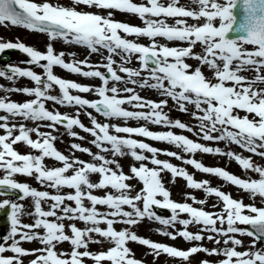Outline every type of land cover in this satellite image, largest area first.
<instances>
[{
  "label": "snow or ice",
  "instance_id": "6c2138e0",
  "mask_svg": "<svg viewBox=\"0 0 264 264\" xmlns=\"http://www.w3.org/2000/svg\"><path fill=\"white\" fill-rule=\"evenodd\" d=\"M72 4L95 8L107 15L36 0H0V26L22 27L46 34L50 41L62 40L65 44L83 46L90 53L101 50L107 53L106 62L93 65L87 58L66 61V53H57L51 42L42 53L23 42L0 38V54L18 50L29 58L22 63L36 66L43 73L38 74L32 67L13 65L0 69V78L9 82L27 79L34 84V87L8 88L0 85L2 93H20L32 98L17 102L7 94L0 96V113H3L0 114V130L4 133L0 134V172L4 173L0 178V197L19 194V201L29 198L32 201L28 211L14 199L0 201V210H10V230L0 236V264H25L29 256L34 257L29 264H86L87 261L144 264L143 260L135 258L128 246L130 242L145 246L154 259L166 255L182 264H191V258L201 253L221 257L217 264H264V249L255 250L257 242L264 243V206L246 205L230 193L211 186L209 180L197 181L185 168L158 158L160 155L172 157L199 173L237 187L252 200L257 197L264 200V166L256 164L251 157L207 146L173 131L179 129L203 141L227 142L264 158V0H187L186 3L182 0H145L143 3L72 0ZM114 12L136 16L144 26L116 21ZM125 37H143L149 43L145 45ZM158 38L174 42L175 46L161 43ZM197 46L201 47L200 53L195 52ZM68 55L75 57V53ZM115 57H119V64ZM134 58L138 69L127 66ZM189 59L197 61L198 65L193 67L187 62ZM55 67L100 83L83 85L60 78L54 74ZM204 67L211 72V77L205 75ZM145 72L147 76L142 75ZM249 72L252 77L245 75ZM54 86L59 95L50 94ZM137 87L156 90L167 99H146L136 91ZM81 94L93 95L96 99L90 100ZM169 99L178 111L189 114L199 123L189 126L170 118L165 111ZM48 102L74 107L76 112L68 115L50 110L46 106ZM189 106L194 111L190 112ZM81 112L87 116L91 127L82 122ZM93 112L105 120L143 121L145 125L101 123ZM17 118L34 122L35 126L17 125L14 122ZM149 124L169 130L152 131L146 126ZM58 126L74 139H85L73 130L75 128L89 134L93 138L90 143L98 151L72 143L73 154L66 156L55 147L58 137L52 133L58 131ZM42 128L51 131H42ZM133 137L172 145L184 155L153 147ZM20 144L39 154H21L15 147ZM75 152L86 154L92 162L75 157ZM108 153L112 158L105 155ZM198 153L227 157L259 178L244 179L225 168L206 166L195 159ZM128 155L140 162L138 167H130L131 175L125 174L115 159ZM46 158L61 166L47 167ZM164 172L171 174L172 183L181 178L188 189L217 198L219 203H213L212 208L219 210L195 207L206 205L208 200L197 199L190 193L185 194V200L192 203L174 201L163 182ZM93 174L98 176V181L90 179ZM18 175L33 178L54 193L18 182ZM133 179L142 185L135 195L131 194L134 187L129 183ZM65 189L71 191L64 192ZM97 190L104 191V195L94 194ZM43 204H48L47 210ZM154 208L169 210L171 215L162 217ZM25 215L32 218L31 223L23 221ZM145 219L163 226L157 230L159 235L173 241L182 238L192 246L178 249L138 236L131 228ZM78 223L84 227H78ZM118 224L126 227L117 230ZM190 226L198 230L190 231ZM241 226H250L251 230ZM238 236L253 238L251 249L239 251L243 241ZM205 240L215 247H204ZM33 242L40 247H23ZM65 242L71 250L58 251ZM104 243L110 245L106 251H90V245ZM199 264L210 262L205 259Z\"/></svg>",
  "mask_w": 264,
  "mask_h": 264
},
{
  "label": "rangeland",
  "instance_id": "374dc122",
  "mask_svg": "<svg viewBox=\"0 0 264 264\" xmlns=\"http://www.w3.org/2000/svg\"><path fill=\"white\" fill-rule=\"evenodd\" d=\"M36 2L37 3L50 2L53 4H60L63 6L75 7L76 10H78V11H84V12H88V11L98 12L99 11L100 14L107 15L106 12H103L101 10H97L95 8L89 9L86 6L73 5L72 0H36ZM134 2L143 3V2H145V0H134ZM182 2L186 3L187 0H182ZM113 19L116 21L127 22L130 25H134V26H140V27L144 26L142 21L138 17L133 16L131 14L114 12ZM168 22L172 23L171 20H169ZM189 23H192V21H189ZM122 35H124V34H122ZM0 38H3L4 41L23 42L26 46H32L34 49L39 50L42 53L46 51V45L51 42L57 53H59V52H65L66 53V55L64 57L66 61H71L73 59L83 60V59L87 58L88 61L93 65L106 62L104 59V57L107 55L105 50H101L100 53H90V51L87 50L83 46L65 44L62 40L50 41V38L46 34L31 32L29 30L23 29L22 27L9 26V27L5 28L3 26H0ZM125 38L133 39L136 42L141 43V44H145V45H147L149 43V40L147 38H143V37H125ZM158 40L161 43H168L169 46H175L174 42H166L162 38H158ZM181 46H186V45H181ZM248 47L251 48V46H248ZM195 52L200 53L201 47L197 46L195 48ZM69 53H75V57L68 55ZM28 59L29 58L26 56V54H23L17 50L12 54L11 61L8 63V65L19 66L21 68L32 67V69L34 71H36L38 74L42 75L43 74L42 69H40L36 66H30V65H27L25 63H22L23 61H26ZM115 59L117 60V63L119 64L120 61L116 57H115ZM187 62L189 64L193 65V67H196L198 65V62L195 60L189 59V60H187ZM127 66L137 68V69L139 68V64L136 62L135 58L133 59V62ZM0 69H2V68L0 67ZM100 70L106 71L103 68H101ZM202 70L204 71L206 76L211 77L212 74L206 67H204ZM54 74H56L60 78H65L68 80L76 81V82H79L83 85H98L100 83L99 80L92 79V78H84V77H81V76H78L75 74H71V73H68L59 67L54 68ZM142 75L147 76V73L146 72L142 73ZM245 75H247L249 77L253 76V74L251 72L245 73ZM5 83L10 84L11 82L9 83V81H7L6 79L0 78V85H2L4 88H5ZM13 84L17 85L16 87H25V86L34 87V84L32 82H29L27 79H17L13 82ZM128 86L132 87V85H128ZM121 87H123V86L121 85ZM136 91L139 92L140 95H142L146 99L155 100V101H159L161 99H167V97H161L159 92H157L156 90L140 89L137 87ZM5 94L6 93L0 92V96H3ZM50 94L59 95L58 88L54 86V88L52 89ZM73 94H78V93L74 92ZM81 95H83L85 98L90 99V100L96 99V97L93 95H88V94H81ZM29 99H32V98L27 97L25 95H22L20 93H15V97H13L11 100L21 102V101H26ZM46 106L50 110H59L61 113H66L68 115H74L76 112V108H74V107H61L58 105H54L52 102H48L46 104ZM125 107H128L129 110H133L130 108V106L126 105ZM189 109H190V112L194 111V108H192V106H189ZM89 111H91V110H89ZM165 111H167L169 113L170 118H172L173 120L179 119L182 122L189 124V126H195L199 123L198 121L193 120L189 114L181 113L180 111H178V109L176 108V106L174 105V103L170 99H169V106H168V108L165 109ZM0 114H3V113H0ZM93 115L96 116L97 120L100 121L101 123H105V122L116 123V124H120L121 126H132V127H138L141 125H145V122H143V121H131L130 120V121H127L125 123L122 120H110V121L105 120L103 117L99 116L95 112H93ZM241 115H243V113H241ZM80 118L86 126L91 127L89 119L87 118L86 115L83 114V112H81ZM14 122L17 125H19L20 123H24L27 127H34L35 126L34 122L24 121L20 118H17ZM146 126L149 127L150 130L157 131V132L169 130V129H165V128H163L161 126H157V125H150L149 124ZM41 130L42 131H51L50 129H47V128H42ZM73 130L76 131L80 136H84L85 139L79 140V139L72 138L70 135L67 134V131L63 127H60V126H58V131L52 133L53 135H56L58 137L57 141L55 142V147L59 151H61L66 156L71 157L73 154V151H74L70 148V145L72 143L81 144L83 147L90 148L93 152L98 151L90 143V141L93 138L89 134L82 132L78 128H75ZM173 131L176 132V134L186 135L189 138L194 139L197 142L203 143L207 146L220 147L222 150H225V151L231 150V151L236 152L237 154L243 155L244 157H251L256 164L264 166V158H261L259 156H254L252 153L246 152L243 149H240L236 145H230L227 142L213 143V142H209V141H203V140L198 139L195 136H192L191 133H187V132H184V131L179 130V129H174ZM0 134H4L2 130H0ZM133 138L138 139V140H142L143 142H146V143H149L153 147L163 149V150L176 151L179 154L184 155L182 152H180L179 149H176L172 145H168V144L163 143V142L147 140L146 138H143V137H133ZM33 139H36L35 135H33ZM15 147L21 154H29V153H31L32 155H38L39 154L35 150H32V149L28 148L27 146H24L23 144L17 145ZM145 154L150 155L147 153H145ZM74 155H75V157H78L81 160L92 162V158L87 156L86 154L75 152ZM105 155H107L109 158H112L110 153L105 154ZM158 158L161 160H168L169 162H171L172 164H174L178 167L185 168L190 174L194 175V178L197 181H201V180H205V179L209 180L211 183V186L217 187V188L221 189L222 191H225L226 193H230L234 199L242 200L246 205L254 203L258 207L264 206V200L260 199L259 197H257L255 200H252L248 193L243 192L242 190L238 189L237 187L232 186V185L228 184L227 182H225V181H223L217 177H214V176H211L208 174H204V173H199L195 169H193L191 166L185 165L181 161L175 160L172 157L160 155ZM185 158H189V157L186 156ZM115 159H117V161L121 165L124 173L128 174V175H131L130 167L132 165H135L138 167L139 163H140V162L133 160L130 155L123 156V157H116ZM195 159L203 162L206 166L225 168L227 171H229L232 174L237 175L240 178H244V179H248V178L258 179L259 178L258 175L255 173L245 172L244 170L241 169V167L234 160H230L227 157L198 153V154H196ZM44 163L49 168L61 166L59 164V162H54L53 160L48 159V158L45 159ZM148 167H154V166L151 164H148ZM3 175H4V173L0 172V178H2ZM16 179L18 182L28 183L31 187L36 188L37 190L49 191L50 193H54V190L40 185L33 178L23 177V176L18 175L16 177ZM90 179H92L94 182H96V181H98V176L93 174V175H91ZM162 179H163L165 186L171 192V198L174 201L192 203L190 200H188V201L185 200V194L190 193V194L196 196L197 199H207L208 200V203L206 205H203V206L194 205L195 207H204L205 210H208V211L219 210V209H213L212 208L213 203H219L217 198L206 197L202 191L188 189L186 187V182L183 179L176 178L175 183H172L171 174L168 172L162 173ZM129 183H131L134 187V191L131 193L132 195H135L136 191H138L142 187L140 182L135 180V179L129 181ZM63 191L68 192L71 190L65 189ZM94 194L102 196V195H104V191L97 190ZM6 198H8V196L7 197H0V201H2L3 199H6ZM15 200L19 203L24 204L26 211L31 210L32 201L30 198L27 200H24V201H19L18 199H15ZM42 207L45 210H47L48 204H43ZM101 210L103 211L104 209L101 207ZM170 215H171V213L168 210L167 215H160V216L170 217ZM182 218H187V217L183 216ZM23 221L25 223H31L32 218L25 215L23 217ZM77 226L81 227V228L84 227V225L82 223H78ZM115 227L117 228V230H122L126 226L118 224ZM162 227L163 226L159 225L157 222H155L153 220L145 219L140 224L132 227L131 230L134 231L140 237L148 238L154 242H160V243H164L166 245H172V246L177 247L178 249L186 250L192 246L190 243L185 242L182 238H177V240L173 241L167 237L159 235L157 230L162 229ZM179 227L180 226L177 225V228H179ZM9 230H10V226L6 229V231L2 235H6ZM168 230L172 231V229H168ZM189 230L195 232L198 229L196 227L190 226ZM237 238H239L243 241V246L238 248L239 251H245V250L251 249V246L253 244V238L247 237V236H243V237L238 236ZM109 246L110 245L108 243H104L103 245H90V251H92V252L106 251ZM128 246L135 253V258L143 260L144 264H182V262L179 261L178 259L170 258V257H167L166 255H161L158 259H154V257L149 254V250L145 246H141L137 243L130 242ZM203 246L207 247L209 249L215 247L214 244H212L211 242H208L207 240H205L203 242ZM23 247L26 249H36V248L40 247V245L36 242H33V243H25V244H23ZM260 249H264V243L257 245L255 250H260ZM70 250H71L70 245L67 242H65L63 245H60L58 247V251H70ZM5 255H11V253H5ZM33 258L34 257H32V256L26 257L25 258V264H29L30 260ZM205 259L208 260L210 262V264H217L218 260L221 259V257H207L205 254L201 253V254H197L191 258V264H199V261L205 260ZM86 264H92V262L87 261Z\"/></svg>",
  "mask_w": 264,
  "mask_h": 264
},
{
  "label": "water",
  "instance_id": "95a60500",
  "mask_svg": "<svg viewBox=\"0 0 264 264\" xmlns=\"http://www.w3.org/2000/svg\"><path fill=\"white\" fill-rule=\"evenodd\" d=\"M15 195H19V194H15ZM9 211L10 210H0V231L5 230L10 224L8 220ZM246 228H248V230H251L250 226H246Z\"/></svg>",
  "mask_w": 264,
  "mask_h": 264
},
{
  "label": "bare ground",
  "instance_id": "6f19581e",
  "mask_svg": "<svg viewBox=\"0 0 264 264\" xmlns=\"http://www.w3.org/2000/svg\"><path fill=\"white\" fill-rule=\"evenodd\" d=\"M116 58L119 60V57H116ZM14 94H15V93H12V94H11V97H12V98L14 97Z\"/></svg>",
  "mask_w": 264,
  "mask_h": 264
}]
</instances>
